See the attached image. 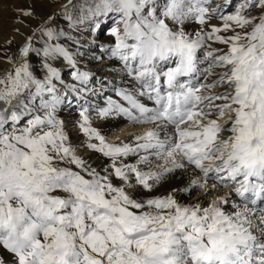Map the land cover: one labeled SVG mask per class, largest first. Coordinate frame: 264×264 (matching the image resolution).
<instances>
[{
	"label": "snow or ice",
	"instance_id": "1",
	"mask_svg": "<svg viewBox=\"0 0 264 264\" xmlns=\"http://www.w3.org/2000/svg\"><path fill=\"white\" fill-rule=\"evenodd\" d=\"M60 15L71 31L49 15L0 69V264H264V0H67ZM89 54L126 85L112 91L127 106L109 96L96 118L150 126L131 142L93 126L87 97L112 80L82 67ZM70 97L101 171L70 141ZM176 173L185 187L131 194Z\"/></svg>",
	"mask_w": 264,
	"mask_h": 264
},
{
	"label": "rangeland",
	"instance_id": "2",
	"mask_svg": "<svg viewBox=\"0 0 264 264\" xmlns=\"http://www.w3.org/2000/svg\"><path fill=\"white\" fill-rule=\"evenodd\" d=\"M57 1V0H56ZM64 0H59L50 10L49 13L47 14H42L40 13L37 9L33 8L36 20L30 21L29 26H23V25H18L14 23V18L16 16V12L14 11L15 8L17 7H24L29 5L27 0H0V69L6 68L9 65L6 63L7 58H15L18 56V50L19 47L21 46L24 38L30 34L31 30L35 29L37 27L38 23H42L46 17L52 14H56L57 20L59 21V25L61 28H64L68 31H71V29H68V24L67 21L63 20L62 16L60 15V3H62ZM221 2H224L223 0H214V5H219ZM242 2V0H232V3L234 6L238 7L239 4ZM235 7H228L225 9V12H231L234 11ZM259 8L257 7L255 10L252 11V15H258L259 13ZM115 18V17H114ZM214 24H219L221 21L218 19H215L212 21ZM111 24V21L106 20L104 24V35L101 37L100 42L105 43L108 40L111 39L110 36L107 35V33L110 31L109 25ZM19 27L20 31L22 33L18 34L14 32V29ZM27 30V33L26 31ZM189 31L192 30L191 27L188 29ZM73 35H79V33H72ZM82 38L86 40H91L93 37L89 36L87 31H84L82 34ZM12 40L11 44H8L7 41ZM38 46V45H37ZM74 50V46H73ZM85 49H81V51H84ZM96 54H99V49L97 48ZM114 61L105 59V63L101 65L99 62L92 60L91 54L88 56L84 57L82 59V67H87L91 68L94 70L96 76L99 74L101 76L108 75L110 80L112 82L114 80H120L121 76L123 75L122 73L120 75H116L115 72H113L111 75L108 72V69L113 67ZM118 68L119 65H116ZM203 67V66H202ZM64 73V78L66 81H70L71 77L68 74L71 70L70 69H63L62 70ZM113 76H115V79H113ZM105 90L95 95L88 96L87 99L90 102L91 105V113L93 116V126L96 127L97 129L102 125L104 122V119L96 118L95 116V107H105L107 105V97L111 96L113 99L125 103L126 102L120 100L119 97L116 96L115 92L112 91V88L114 86L113 83L107 84L106 82ZM116 87H121L117 85ZM107 92V93H106ZM72 100L71 105L65 106L62 108V111L60 113L61 118L64 120H67L66 123V131L68 132L69 138L71 143L73 144L74 147L77 148V153L84 157V159L94 168L97 169V171H101L104 167H107L109 161L103 162L102 163H96V160L98 159L99 156H101L99 153L92 152L90 149L86 148V137L83 136L82 133H80L76 127L77 121L79 120V105L83 103V101L76 100L72 97H70ZM146 104H148L149 101L144 99ZM149 105V104H148ZM89 106V105H85ZM123 118V121L127 124L128 122L131 123L126 117L119 115ZM112 118V116H111ZM132 126L136 127L135 129L131 130L129 134L126 135V139L128 142H131L132 136L134 134L139 133L140 131H143L145 127H150V126H137L132 124ZM138 128V129H137ZM140 128V129H139ZM106 136V134H104ZM85 147H84V146ZM90 151V152H89ZM135 158H132V162H134ZM188 179V178H187ZM187 184V182H186ZM196 198L195 194H192L191 199H189V194L185 195L184 203H190L192 200Z\"/></svg>",
	"mask_w": 264,
	"mask_h": 264
},
{
	"label": "bare ground",
	"instance_id": "3",
	"mask_svg": "<svg viewBox=\"0 0 264 264\" xmlns=\"http://www.w3.org/2000/svg\"><path fill=\"white\" fill-rule=\"evenodd\" d=\"M58 1L59 0H57V1L56 0H27L29 5H31L35 9H37L42 14L49 13L50 10L52 9V7ZM223 1L225 2V0H223ZM66 2H67V0H64L62 3H60V5L66 3ZM224 2H221L220 4H223ZM258 13L260 14V12H258ZM25 31L27 33V30H25ZM97 76H101V75L98 74ZM109 80H110V78H109ZM112 83L114 84V86H117V85H119L121 87L122 86H126L121 81V79L120 80H114ZM106 86H109V85H106ZM88 96H91V94H89ZM95 96H97V95H95ZM69 99H71V98H69ZM148 104H149V106H152V102L151 101H149ZM67 120H65V123H67ZM135 128L136 127L132 126V123L128 122L126 124L123 121V118L121 116L113 115L112 118L111 117L105 118L104 122L98 128V130L103 135L106 134V138L109 141L128 142L125 137H126L127 134H129V132L131 130H133ZM140 132H142V131H140ZM107 161H108L107 158L99 156L98 159L96 160L95 164L102 163V165H103L104 164L103 162H107ZM186 182H187V176L186 175L185 176H181L179 173H176V174H173V176L170 179L162 182L161 185L158 186L157 189H155L154 192L151 193V194L144 193L139 188L132 189L131 190V194L134 196V198H147L148 195H156V196L167 195L169 192L172 191L173 187H175V188H183V187H185L186 186ZM185 195L186 194L182 193V192L178 193V199H180L182 202H184ZM3 255H6V254H3ZM8 264H13V261H12L11 257H8Z\"/></svg>",
	"mask_w": 264,
	"mask_h": 264
}]
</instances>
